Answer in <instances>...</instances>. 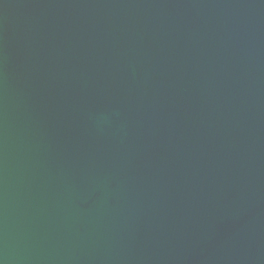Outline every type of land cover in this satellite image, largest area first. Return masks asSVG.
I'll list each match as a JSON object with an SVG mask.
<instances>
[{
  "label": "water",
  "instance_id": "obj_1",
  "mask_svg": "<svg viewBox=\"0 0 264 264\" xmlns=\"http://www.w3.org/2000/svg\"><path fill=\"white\" fill-rule=\"evenodd\" d=\"M0 264H264V0H0Z\"/></svg>",
  "mask_w": 264,
  "mask_h": 264
}]
</instances>
